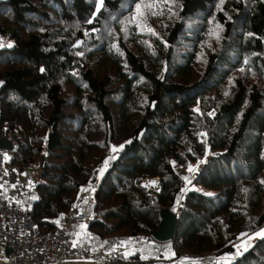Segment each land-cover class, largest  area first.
Here are the masks:
<instances>
[{
	"label": "trees",
	"instance_id": "16d2710c",
	"mask_svg": "<svg viewBox=\"0 0 264 264\" xmlns=\"http://www.w3.org/2000/svg\"><path fill=\"white\" fill-rule=\"evenodd\" d=\"M0 35V138L13 172L42 163L41 232L78 202L105 238L172 210L176 259L247 238L229 264H264V0H0Z\"/></svg>",
	"mask_w": 264,
	"mask_h": 264
},
{
	"label": "built area",
	"instance_id": "2783aa9c",
	"mask_svg": "<svg viewBox=\"0 0 264 264\" xmlns=\"http://www.w3.org/2000/svg\"><path fill=\"white\" fill-rule=\"evenodd\" d=\"M12 142L14 150L16 142ZM6 151L0 148V264H143L140 254L133 251L150 242L155 244L154 256L158 264H165L161 258L173 253L172 241H158L152 235L101 236L89 226L88 205L79 202L70 212L52 219L53 230L41 232L33 215L36 182L32 179L27 182L25 203L3 200V178L10 162ZM39 171L36 170L34 176H39ZM178 171L182 172L179 168ZM19 174L26 175L25 172ZM9 178L13 180V175ZM159 180L158 176L144 179L153 190L159 189ZM206 259L217 261L219 257L212 255Z\"/></svg>",
	"mask_w": 264,
	"mask_h": 264
},
{
	"label": "rangeland",
	"instance_id": "374dc122",
	"mask_svg": "<svg viewBox=\"0 0 264 264\" xmlns=\"http://www.w3.org/2000/svg\"><path fill=\"white\" fill-rule=\"evenodd\" d=\"M7 40H8L10 45L13 44L12 40H10L9 38H7ZM3 42H4V40H3ZM5 156H6V158H9V157L11 158L12 152L6 151L5 152ZM199 164H200V162H198L197 164H194L192 166V168L195 169ZM41 165H42L41 161L38 162V164L33 165L30 168V170H28L26 172V175L23 176V175H20L19 172H14V174H12L13 169L10 168L9 165L7 164V173H6V176L3 178V180H4L3 200H5L7 202H13V203L14 202H16V203H25L27 201V198L25 197V194H26V192L28 190L27 182L30 181L31 179L34 182H36L38 180V176L37 175L34 176V172L36 170H40ZM179 169L182 170L181 168H179ZM31 171H33V172H31ZM180 173L182 175L184 174L183 171L180 172ZM10 175H13V180L12 179L10 180V178H9ZM262 230H264V228ZM262 230H260L257 233H260ZM257 233H255L253 235V237L255 238L254 241L258 237H260V235H257ZM246 239L247 238H245L243 241H241L239 243V246H238L236 252H232V253H227L226 254L227 257L229 256V257H232V258H231V260H230V258L224 259L223 264L230 263L231 261H233L235 259V257L238 254L241 255L244 251H246L247 249H249L251 247L252 244H247L246 243ZM219 258H222V257H219ZM204 259H201V260H204ZM195 261H197V260H195ZM198 261H200V260H198ZM214 264H216V263H214Z\"/></svg>",
	"mask_w": 264,
	"mask_h": 264
},
{
	"label": "crops",
	"instance_id": "0c3cea01",
	"mask_svg": "<svg viewBox=\"0 0 264 264\" xmlns=\"http://www.w3.org/2000/svg\"><path fill=\"white\" fill-rule=\"evenodd\" d=\"M6 42L5 38L0 35V45H2L4 42ZM136 254H140L141 258L144 260L143 264H158L159 260H156V257L154 256L155 253V244L153 242H150L147 245L140 246L139 248H135L134 251ZM231 258L227 257L226 255L222 258H219L218 261H212L209 259H204L200 261H195L191 259H176L173 253H169L165 258H161L162 261L165 264H223L224 259ZM229 264V263H228Z\"/></svg>",
	"mask_w": 264,
	"mask_h": 264
},
{
	"label": "water",
	"instance_id": "95a60500",
	"mask_svg": "<svg viewBox=\"0 0 264 264\" xmlns=\"http://www.w3.org/2000/svg\"><path fill=\"white\" fill-rule=\"evenodd\" d=\"M0 148L7 151L13 150V142L10 138L2 137L0 139ZM178 217L172 210L162 212L161 225L152 232V236L158 241H173L175 238Z\"/></svg>",
	"mask_w": 264,
	"mask_h": 264
},
{
	"label": "snow or ice",
	"instance_id": "6c2138e0",
	"mask_svg": "<svg viewBox=\"0 0 264 264\" xmlns=\"http://www.w3.org/2000/svg\"><path fill=\"white\" fill-rule=\"evenodd\" d=\"M142 7H144V8H149V9H151V8H153V7H155V5L154 4H147V5H143L142 6V4H137L136 5V14H135V16L133 17V19H132V21L131 22H138L141 18H143V17H145V12L142 10ZM152 14L153 15H156L157 13L156 12H152ZM149 31H151V29L149 28L148 29ZM0 46H2V45H0ZM10 46V45H9ZM113 151H116V149H113ZM107 163V162H106ZM195 169H193L191 166H189V171H194ZM101 171H103V169L101 170ZM185 179H187V177H185ZM210 195V194H209ZM257 235H260V236H264V230H262L260 233H257ZM173 255H174V253H173Z\"/></svg>",
	"mask_w": 264,
	"mask_h": 264
}]
</instances>
